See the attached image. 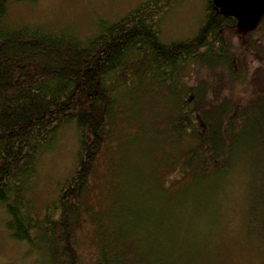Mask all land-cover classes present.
Instances as JSON below:
<instances>
[{
  "label": "trees",
  "instance_id": "16d2710c",
  "mask_svg": "<svg viewBox=\"0 0 264 264\" xmlns=\"http://www.w3.org/2000/svg\"><path fill=\"white\" fill-rule=\"evenodd\" d=\"M172 1L139 0L79 40L7 25L0 0V205L31 264H205L238 195L263 247L264 87L229 97L242 73L224 32L238 22L213 0L191 37L163 42ZM257 27L264 15L244 33ZM71 125L73 171L36 214L25 189ZM137 153L151 166L128 173Z\"/></svg>",
  "mask_w": 264,
  "mask_h": 264
},
{
  "label": "rangeland",
  "instance_id": "374dc122",
  "mask_svg": "<svg viewBox=\"0 0 264 264\" xmlns=\"http://www.w3.org/2000/svg\"><path fill=\"white\" fill-rule=\"evenodd\" d=\"M6 2L7 25L12 27L30 25L57 34L67 32L79 40H85L97 33L101 20L114 21L139 0H6ZM203 2L204 0H173L169 6L170 10L163 14L159 21L161 40L170 42L191 37L203 16ZM244 32L245 30L238 24L224 32L232 48L234 46L233 59L242 73V80L233 83L227 90L230 92L229 97L240 95L243 100L256 97L264 87V63L261 61L264 54V30L257 27L248 35ZM249 47L255 48L253 53ZM189 69H193L192 64ZM201 70L193 78L201 77L205 79L207 85L217 82V76L208 70L205 73ZM76 144L73 126L64 127L59 132L54 149L40 159L35 177L24 193L30 210L34 213L43 212L44 207L56 196L57 186L70 176L75 164ZM132 157L134 161L129 165L128 173L132 169L138 173L141 168L139 162L146 163V158L140 153ZM145 166L146 168L151 166L149 159ZM235 201L233 207L227 209L222 217L223 226L212 227L210 236L212 247L205 256V264H264V242L263 247L258 248L259 236L256 241L254 234L249 232L260 227H243L246 209L243 207V198L238 195ZM203 202L201 204H204ZM5 215L0 205V264L19 261L20 264H31L34 256L25 258L24 244L10 238L5 228L7 220Z\"/></svg>",
  "mask_w": 264,
  "mask_h": 264
},
{
  "label": "water",
  "instance_id": "95a60500",
  "mask_svg": "<svg viewBox=\"0 0 264 264\" xmlns=\"http://www.w3.org/2000/svg\"><path fill=\"white\" fill-rule=\"evenodd\" d=\"M213 4L246 31L253 30L264 15V0H213Z\"/></svg>",
  "mask_w": 264,
  "mask_h": 264
}]
</instances>
